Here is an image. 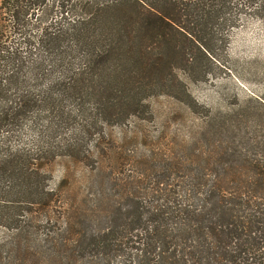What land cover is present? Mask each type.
Returning a JSON list of instances; mask_svg holds the SVG:
<instances>
[{"label":"trees","instance_id":"16d2710c","mask_svg":"<svg viewBox=\"0 0 264 264\" xmlns=\"http://www.w3.org/2000/svg\"><path fill=\"white\" fill-rule=\"evenodd\" d=\"M239 5L264 11V0H0V225L14 230L0 264H264V162L232 135L215 162L164 165L158 194L104 198L97 219L114 225L85 214L69 245H42L10 206L51 195L38 153L11 146L26 117L44 113L48 133L77 113L80 134L139 116L152 97H191L180 73L208 80Z\"/></svg>","mask_w":264,"mask_h":264},{"label":"rangeland","instance_id":"374dc122","mask_svg":"<svg viewBox=\"0 0 264 264\" xmlns=\"http://www.w3.org/2000/svg\"><path fill=\"white\" fill-rule=\"evenodd\" d=\"M8 17L0 9V19ZM230 18L227 37L217 43L208 80L193 82L180 73L191 97L155 96L139 116L121 124L87 128L80 134L76 132L83 118L72 112L64 125H49L48 133L41 131L47 119L41 112L38 125L26 117L14 129L18 138L11 146L38 153L37 162L51 192L31 207L20 201L10 205L13 213L24 215L38 242L44 245L55 237L60 238L57 245L72 244L83 228L80 221L85 214L97 226H113L99 223L98 204L104 198L115 201L116 208L118 204L127 206V197L134 193L143 198L158 194L164 165L215 162L221 157L219 146H226L227 135L236 137L240 151L248 150L264 162V11L239 5ZM213 172L207 170L208 179H214ZM1 196L18 200L9 194ZM13 233L0 225V243H6ZM21 256L10 264H38ZM46 257L39 264H49Z\"/></svg>","mask_w":264,"mask_h":264}]
</instances>
